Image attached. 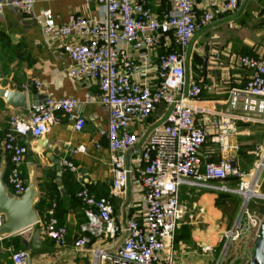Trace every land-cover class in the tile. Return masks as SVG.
Listing matches in <instances>:
<instances>
[{"label":"built area","instance_id":"built-area-1","mask_svg":"<svg viewBox=\"0 0 264 264\" xmlns=\"http://www.w3.org/2000/svg\"><path fill=\"white\" fill-rule=\"evenodd\" d=\"M84 1L100 5L102 14L91 18L72 13L64 23L54 22L48 10L38 16L45 36L73 37L62 47L70 57L67 75L87 85L96 83L99 102L107 113V127L100 133L106 137L112 166L111 197H96L81 183L75 196L84 207V221L73 240L74 249L89 247L94 264H176L175 232L190 209L180 199V187L188 185L244 196L236 218L221 233L213 264H224L231 243L250 228L257 239L264 222V217L260 219L249 208V199L261 195L264 151L259 153L251 181L242 185L245 173L236 160L241 149L232 140L239 120L264 123V105L255 119L237 112L240 97L264 101V56L230 54V63L247 73L242 86L230 89V110L226 112L211 113L200 105L203 87L187 68L196 33L222 15L235 13L240 0ZM34 2L0 1V12L10 4L29 14ZM30 84L39 87L37 80ZM78 104L73 97L45 98L29 106L25 114L9 117L2 146L9 156L4 183L11 196H20L26 187L21 175L27 151L23 139L43 136L63 115L80 130L85 120L76 111ZM160 107L164 108L163 118L140 141L130 125L147 122ZM198 114L214 115L211 132L197 121ZM208 137L220 156L202 161L199 153ZM76 149L84 151L85 146ZM258 149L253 145L252 151ZM61 163L78 172L69 158L64 157ZM230 178L237 182L236 188L225 184ZM131 183L137 186L127 203L129 215L123 222L117 221L112 199L127 194ZM3 221L0 215V225ZM40 229L55 247L65 245L67 228L55 216L50 215ZM94 241L99 245L90 247ZM10 256L12 264H31L26 249H11Z\"/></svg>","mask_w":264,"mask_h":264},{"label":"crops","instance_id":"crops-1","mask_svg":"<svg viewBox=\"0 0 264 264\" xmlns=\"http://www.w3.org/2000/svg\"><path fill=\"white\" fill-rule=\"evenodd\" d=\"M42 10L50 11L56 23L66 22L72 13L91 18L102 14L100 5L95 2L86 4L84 0H35L29 14H23L17 7L5 4L0 12V88L24 91V85L29 84L25 91L28 107L45 98H76L79 102L76 111L84 117L85 122L77 130L73 121L63 115L61 121L52 125L43 136L23 139L27 151L21 165V175L26 185L29 181L36 184L38 195L35 209L39 214V222L12 235L0 237V264H12L11 249H15L14 246L17 245L29 251L31 264H94L89 247L74 249L72 245L79 234V225L84 221V207L75 193L84 182L94 196L111 197L112 166L106 137L100 133L107 127V113L99 102L96 83L87 85L82 80L67 75L70 57L62 47L73 41V37L45 36L42 22L38 18ZM263 32L264 0H240V7L235 13L222 15L210 26L196 33L189 49L187 70L203 87L202 103L200 102L202 107L211 113L230 110L227 100L229 91L243 85L247 72L230 63L229 56L232 52L262 56ZM200 59L202 64L199 63ZM32 80H37L39 87L30 84ZM32 95H35L34 100ZM263 105L262 98L240 97L237 112L255 119L261 115ZM27 108H20L15 114L14 108L0 96V169L5 180L10 162L8 153L2 146L4 129L11 115L25 114ZM163 110L164 108H158L145 123L130 125L140 141L146 138L150 127L163 118ZM205 117L208 118L204 119ZM213 117L212 114H198L197 121L203 122L211 132ZM232 140L240 145L241 150L236 160L245 173L242 185H247L254 175L259 153L264 151V123L239 120ZM79 145H84L85 150H77ZM253 145L259 146L258 152L252 151ZM199 155L202 161L217 160L220 156L217 146L209 137ZM64 157L78 167L77 173L62 165ZM58 165L62 166L61 171H58ZM225 184L230 188L237 187V182L232 178ZM136 186L137 184L131 183L127 194L113 197L117 221L123 222L128 217L130 210L127 203L132 200V190ZM225 193L234 194L188 185L180 187V199L190 209L188 217L175 232L176 264L214 263L221 233L226 225L224 221L220 222L217 215L212 219L210 214L214 211L217 213L215 201ZM198 211L207 215L196 222ZM191 212L193 216L189 217ZM50 215L66 226L65 245L57 248L40 233L38 238L41 246L35 249L31 246L33 231L42 228L44 218L47 220ZM216 223H221L222 228H218ZM182 233L186 235L183 236ZM96 244L94 241L90 247L97 246ZM44 245L51 246L54 254L45 253L47 250H43Z\"/></svg>","mask_w":264,"mask_h":264},{"label":"water","instance_id":"water-1","mask_svg":"<svg viewBox=\"0 0 264 264\" xmlns=\"http://www.w3.org/2000/svg\"><path fill=\"white\" fill-rule=\"evenodd\" d=\"M0 96L5 102L14 108L15 114L18 109L27 108V93L16 89L0 88ZM35 99V95H32ZM44 99H42L43 101ZM58 171L62 170V166L58 165ZM38 190L34 181H29L23 193L16 197L11 196L3 181V173L0 169V215L4 221L0 225V237L12 235L16 232L33 226L39 221V214L35 209V199ZM264 197V195H262ZM40 228H36L32 234L31 246L35 249L40 248L39 241ZM248 264H264V222L261 225L260 236L255 240L254 246L249 253Z\"/></svg>","mask_w":264,"mask_h":264},{"label":"rangeland","instance_id":"rangeland-1","mask_svg":"<svg viewBox=\"0 0 264 264\" xmlns=\"http://www.w3.org/2000/svg\"><path fill=\"white\" fill-rule=\"evenodd\" d=\"M264 33V32H263ZM264 45V42H263ZM262 56H264V53H262ZM213 60V59H212ZM202 61L200 59L199 63ZM258 192L261 194V196H252L249 199V208L255 211L257 215H259V218L262 219L264 217V178L262 179L261 186L258 190ZM237 194V195H236ZM243 195L240 193H225L221 194L216 199V211H214L213 214H210V217L213 219L214 216H218L220 222L224 221L226 228H228L234 219L236 218L239 207H241L242 201H243ZM236 211V212H235ZM235 212V214H234ZM197 215V221L202 220L203 217L205 218V215L203 212L198 211L196 212ZM234 214V216H233ZM193 216V213L191 212V215L189 217ZM196 216V215H195ZM200 216V217H199ZM233 216V218H231ZM188 217V216H187ZM186 219V217H185ZM184 219V221H185ZM199 219V220H198ZM231 219V220H230ZM216 226L218 228H222L221 223H216ZM224 228V227H223ZM225 228V229H226ZM224 229V230H225ZM255 230L253 228L248 229L245 234L238 238V240L231 243L225 257L224 264H248L249 261V253L251 252V248L254 246L255 242ZM217 237L214 238L216 240ZM96 245H99L98 243ZM104 244L103 246H105ZM43 250H47L45 253L47 254H54V249L49 245H44ZM51 252V253H50Z\"/></svg>","mask_w":264,"mask_h":264},{"label":"trees","instance_id":"trees-1","mask_svg":"<svg viewBox=\"0 0 264 264\" xmlns=\"http://www.w3.org/2000/svg\"><path fill=\"white\" fill-rule=\"evenodd\" d=\"M250 55H251V54H250ZM3 181L5 182V179H4V177H3ZM43 218H44V217H43ZM44 221H46V219H45V218H44ZM183 233H184V232H183ZM183 233H182V235H183V236H185V235H186V233H185V234H183ZM15 240H16V238H15ZM14 248H15V249H23V247H20V245L14 246Z\"/></svg>","mask_w":264,"mask_h":264},{"label":"bare ground","instance_id":"bare-ground-1","mask_svg":"<svg viewBox=\"0 0 264 264\" xmlns=\"http://www.w3.org/2000/svg\"><path fill=\"white\" fill-rule=\"evenodd\" d=\"M248 194H250V192H249ZM259 196H261V195H259ZM262 197H263V196H262Z\"/></svg>","mask_w":264,"mask_h":264}]
</instances>
